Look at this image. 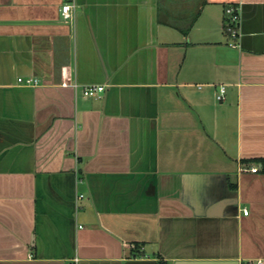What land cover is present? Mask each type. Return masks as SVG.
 <instances>
[{
    "label": "crops",
    "instance_id": "obj_1",
    "mask_svg": "<svg viewBox=\"0 0 264 264\" xmlns=\"http://www.w3.org/2000/svg\"><path fill=\"white\" fill-rule=\"evenodd\" d=\"M77 3L0 0V264H264V0Z\"/></svg>",
    "mask_w": 264,
    "mask_h": 264
},
{
    "label": "built area",
    "instance_id": "obj_2",
    "mask_svg": "<svg viewBox=\"0 0 264 264\" xmlns=\"http://www.w3.org/2000/svg\"><path fill=\"white\" fill-rule=\"evenodd\" d=\"M77 8H78L77 0H63V4L61 7V15L63 20L68 22L72 21ZM225 16H226V22H225L224 30L228 33V35L232 39L234 40L238 39L241 35L239 30V23H240L239 8L234 5H230L226 7ZM231 46L236 48L238 45L236 43H232ZM18 81L19 83L27 86H36L39 83V80L35 78H20ZM82 88H83L84 96L94 97V98L101 97V94L104 93L106 89L104 85H95V84L84 85ZM199 88H201V86H199ZM225 93H226V87L222 86L219 94L217 95V100L224 101ZM242 168L243 170L257 173L261 171L262 166L258 164H251V165H245ZM245 214H248V212L245 211ZM257 264H263V263L259 261Z\"/></svg>",
    "mask_w": 264,
    "mask_h": 264
},
{
    "label": "trees",
    "instance_id": "obj_3",
    "mask_svg": "<svg viewBox=\"0 0 264 264\" xmlns=\"http://www.w3.org/2000/svg\"><path fill=\"white\" fill-rule=\"evenodd\" d=\"M259 161H260L261 164H262V171H264V159H260Z\"/></svg>",
    "mask_w": 264,
    "mask_h": 264
}]
</instances>
